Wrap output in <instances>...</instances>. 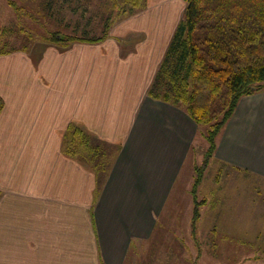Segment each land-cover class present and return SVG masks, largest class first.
Masks as SVG:
<instances>
[{
    "label": "crops",
    "instance_id": "crops-1",
    "mask_svg": "<svg viewBox=\"0 0 264 264\" xmlns=\"http://www.w3.org/2000/svg\"><path fill=\"white\" fill-rule=\"evenodd\" d=\"M158 4L97 42L0 54V264H126L150 239L197 128L148 94L184 0ZM70 127L111 146L104 170L64 150ZM213 156L264 176V89L240 98Z\"/></svg>",
    "mask_w": 264,
    "mask_h": 264
},
{
    "label": "rangeland",
    "instance_id": "rangeland-1",
    "mask_svg": "<svg viewBox=\"0 0 264 264\" xmlns=\"http://www.w3.org/2000/svg\"><path fill=\"white\" fill-rule=\"evenodd\" d=\"M14 1L18 13L7 0H0V28L8 29L0 34V46L28 50L48 42L44 39L51 32L100 36L114 22L162 2L144 0V7L136 9L125 0ZM206 129L197 125L150 239L137 243L126 264H264V176L237 173L213 155L205 162ZM88 147L92 159H110V145L91 138ZM200 168L203 176L195 199L192 186ZM195 200L200 204L193 228Z\"/></svg>",
    "mask_w": 264,
    "mask_h": 264
},
{
    "label": "trees",
    "instance_id": "trees-1",
    "mask_svg": "<svg viewBox=\"0 0 264 264\" xmlns=\"http://www.w3.org/2000/svg\"><path fill=\"white\" fill-rule=\"evenodd\" d=\"M143 1L125 0V3L142 9ZM184 2L182 15L168 42L148 94L182 107L197 125L207 126L204 133L208 142L205 152L207 162L216 149L217 135L234 113L240 98L264 89V0ZM7 3L18 13L19 6L14 0H7ZM7 30L3 26L0 34ZM50 34L44 40L68 46L76 41H100L108 32L105 30L96 37L60 32ZM17 49L27 50L25 47L7 48L1 44L0 54ZM1 108L0 99V110ZM90 142L89 135L70 127L64 150L92 163L99 172L106 168L109 158L107 156L106 162L92 159L91 148L88 147ZM202 176L200 168L192 186L195 199ZM199 204L195 200L193 228L199 217Z\"/></svg>",
    "mask_w": 264,
    "mask_h": 264
}]
</instances>
